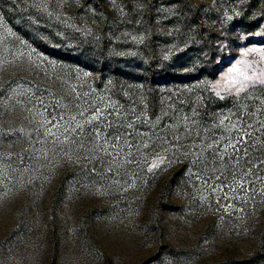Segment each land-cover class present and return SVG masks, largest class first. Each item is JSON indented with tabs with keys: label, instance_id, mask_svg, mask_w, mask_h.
I'll return each instance as SVG.
<instances>
[{
	"label": "rangeland",
	"instance_id": "obj_1",
	"mask_svg": "<svg viewBox=\"0 0 264 264\" xmlns=\"http://www.w3.org/2000/svg\"><path fill=\"white\" fill-rule=\"evenodd\" d=\"M261 141L264 0H0V264H264Z\"/></svg>",
	"mask_w": 264,
	"mask_h": 264
},
{
	"label": "trees",
	"instance_id": "obj_2",
	"mask_svg": "<svg viewBox=\"0 0 264 264\" xmlns=\"http://www.w3.org/2000/svg\"><path fill=\"white\" fill-rule=\"evenodd\" d=\"M98 14H100V19L101 20V12H97ZM103 17L104 20L102 21V25L103 26H107V24L109 23L110 19L112 18V16L114 15V11L112 10H108V7H104V12H103ZM99 16V15H98ZM106 20V21H105ZM56 43V39H55V36L52 35V36H49V41L47 43V48L50 47V44H55ZM63 45H67V42L65 41ZM79 48L78 50L75 51V54H78L77 56L79 57V55L81 54L82 56H84V58H87V57H91V55L93 54V52L90 53V51H88V48L87 50H84L83 48L81 49V47H76V49ZM49 50V49H48ZM80 55V56H81ZM85 55H87V57H85ZM96 55H99L96 54ZM100 57V55H99ZM146 76L148 78V81L150 84H152L157 76L158 78V81H161V82H166V81H169V80H175V78H177V76L175 74L172 73L171 70L167 69L166 67H163L162 70L160 71H155L153 70L152 68H149L146 72ZM261 143H264L263 141H261ZM264 144H257V146H255V148H251L249 150V154H252V155H255L258 151L256 150V148H259L260 150H262V147ZM261 254H259L260 256Z\"/></svg>",
	"mask_w": 264,
	"mask_h": 264
}]
</instances>
